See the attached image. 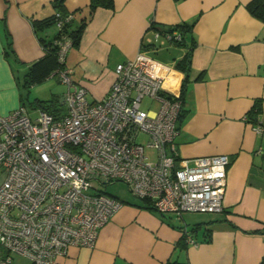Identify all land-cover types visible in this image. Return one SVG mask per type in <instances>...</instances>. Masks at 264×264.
I'll use <instances>...</instances> for the list:
<instances>
[{
    "label": "crops",
    "instance_id": "1",
    "mask_svg": "<svg viewBox=\"0 0 264 264\" xmlns=\"http://www.w3.org/2000/svg\"><path fill=\"white\" fill-rule=\"evenodd\" d=\"M57 1L0 0L2 114L22 106L23 77L45 55L41 39L58 34L54 26L34 28V22L56 14ZM90 1L63 5L74 16L73 28L86 22L66 66L74 70V82L87 89L88 99H104L117 66L140 52L172 68L166 86L181 92L186 76L176 65L191 53L186 118L176 139L179 158L227 155L231 164L223 211L208 218L191 212L178 216L141 208L137 198L121 200L123 207L95 248H71L55 264H261L264 236L252 233L264 228V132L247 115L261 100L264 128V23L248 11L252 0H114V9L100 8L92 17ZM181 24H194L186 46L162 33ZM10 45L16 61L6 54ZM12 264L31 263L15 257Z\"/></svg>",
    "mask_w": 264,
    "mask_h": 264
},
{
    "label": "built area",
    "instance_id": "2",
    "mask_svg": "<svg viewBox=\"0 0 264 264\" xmlns=\"http://www.w3.org/2000/svg\"><path fill=\"white\" fill-rule=\"evenodd\" d=\"M56 17L61 29L65 19ZM166 36L182 40L178 32ZM71 45L60 43L62 65ZM170 73L172 68L140 52L117 66L104 99L90 101L87 89L74 82V70L65 67L55 73L67 87L62 117L39 109L34 120L23 106L0 113V264L15 257L55 264L71 248H95L123 207L106 193L115 183L162 214L223 211L231 160L179 158L181 92L166 86ZM145 99L157 109L143 110Z\"/></svg>",
    "mask_w": 264,
    "mask_h": 264
},
{
    "label": "trees",
    "instance_id": "3",
    "mask_svg": "<svg viewBox=\"0 0 264 264\" xmlns=\"http://www.w3.org/2000/svg\"><path fill=\"white\" fill-rule=\"evenodd\" d=\"M64 1L65 0H59L56 4L57 13L61 15V17L64 20L63 27L58 29V34L55 36L54 39L50 41H44V39H41L42 45L44 47L45 55L43 58L38 60L37 62L33 63L29 66L26 74L23 77L22 80V88L27 91L30 90L32 87L42 84L46 82L48 79L52 77H56L55 73L59 69H63L66 66L65 64H61L58 59V52L60 49V43L64 40H69L71 42V48L72 47H78L81 43L82 36L86 27V22L83 21L82 24H80L77 28H73V17L67 15L64 11ZM115 3L114 0H91L90 6H89V12L90 16L92 17L95 12L100 9H114ZM247 9L258 20L262 21L264 23V0H252L248 5ZM56 14L52 17L45 19L43 21H36L34 22V28L37 32H41L45 29L56 27L57 24V17ZM71 17V19L66 20V18ZM194 24H181L176 27L169 28L165 31H162L163 34H173L175 32H178L182 40L180 42L172 41L173 44L177 46H186V35L191 33L193 31ZM192 45H195V43H192ZM11 45L9 46V50L6 53L7 56H11L14 61L17 60L14 52L12 51ZM70 48V49H71ZM70 51V50H69ZM191 53L187 54V56L181 60L179 63H177L176 68L183 72L186 76V78L183 81L181 93H180V100L182 102V109L178 117V130L180 131L182 128V125L186 118V112L183 109L184 105V91H185V84L189 80V72L191 67V59H190ZM67 61V60H66ZM186 81V82H185ZM26 100L22 102V106L27 108V104L25 103ZM27 101H29L27 99ZM37 109H41L44 112H47L51 115H53L55 118L59 119L65 114V107L61 103V96H55L49 101H41V100H35V105ZM262 101L257 100L250 110V112L247 115L248 122L261 126L260 123V117L262 115ZM107 193V192H106ZM108 194V193H107ZM109 195V194H108ZM140 203L136 204L137 206L148 209V210H154L152 207V204L149 200L143 199L139 200ZM252 234L255 235H261L264 236V228L253 232ZM187 247L186 239L184 238V241L182 242V249H185ZM169 264H188V263H179V262H172ZM261 264H264V257L262 259Z\"/></svg>",
    "mask_w": 264,
    "mask_h": 264
},
{
    "label": "rangeland",
    "instance_id": "4",
    "mask_svg": "<svg viewBox=\"0 0 264 264\" xmlns=\"http://www.w3.org/2000/svg\"><path fill=\"white\" fill-rule=\"evenodd\" d=\"M154 58L157 59H163L162 57L158 55H152ZM165 61H168L167 59ZM66 86L59 81L57 77H52L48 79L46 82L36 85L32 87L30 90H27L26 93V98H25V103L27 104V108L31 114L32 119H37L38 116V110L35 105V100H41V101H49L55 96H62L65 91H66ZM27 97L29 98V101H27ZM142 109L143 110H156L157 109V104L154 103L150 99H145L142 103ZM146 137L142 135L139 140L144 141ZM149 152V157L153 158L154 153L153 151H148ZM107 193L115 198H118L120 200L126 201L129 199H136L129 191L127 186L123 183H115L113 185H108L106 187ZM209 214H195V216L199 218H208Z\"/></svg>",
    "mask_w": 264,
    "mask_h": 264
}]
</instances>
